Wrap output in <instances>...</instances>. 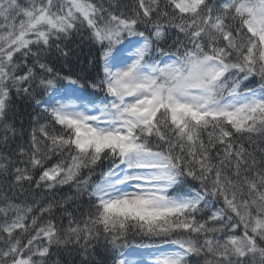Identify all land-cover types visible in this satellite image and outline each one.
<instances>
[{
	"label": "snow or ice",
	"instance_id": "1",
	"mask_svg": "<svg viewBox=\"0 0 264 264\" xmlns=\"http://www.w3.org/2000/svg\"><path fill=\"white\" fill-rule=\"evenodd\" d=\"M0 178V264H264V0H0Z\"/></svg>",
	"mask_w": 264,
	"mask_h": 264
},
{
	"label": "trees",
	"instance_id": "2",
	"mask_svg": "<svg viewBox=\"0 0 264 264\" xmlns=\"http://www.w3.org/2000/svg\"><path fill=\"white\" fill-rule=\"evenodd\" d=\"M76 43H79V38H78V37L75 38V40H74V45H75ZM84 51H85V53L87 52V47H85ZM18 106H19L21 109L24 108V105H23V104H19ZM17 127L19 128V123H17ZM24 127H25V129H27V130L30 131L29 126H28L27 123H25ZM0 179H2V178H0ZM64 191L67 192V188H65ZM2 194H3V193H0V195H2ZM7 194H8L10 197L13 195V194L10 193V192L7 193ZM39 195H40V196H44V195H46V194L43 193V192H41ZM16 199H17V202H19L20 197H16ZM57 217L59 218V214H58V213H57ZM67 223H68V221H67V219H65V220L63 221V224H64L65 227L67 226ZM53 259H55V257H53ZM77 259H78V258H77Z\"/></svg>",
	"mask_w": 264,
	"mask_h": 264
}]
</instances>
